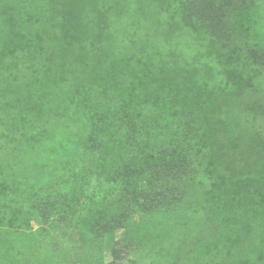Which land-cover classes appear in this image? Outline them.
<instances>
[{
    "label": "rangeland",
    "instance_id": "rangeland-1",
    "mask_svg": "<svg viewBox=\"0 0 264 264\" xmlns=\"http://www.w3.org/2000/svg\"><path fill=\"white\" fill-rule=\"evenodd\" d=\"M191 1L58 0L59 8L50 12L59 19L65 18L69 3L87 16L72 11L74 26L67 23L61 29L59 24L55 41L45 38L55 32L44 37L43 31L35 47L25 40L26 27L15 15L0 17V264H86L78 262L79 256L93 254L102 242L91 227L113 217L130 230L116 227L103 237V263L114 259L117 241L139 238L123 250L117 264H204L202 258L192 260L194 250L180 251L197 244L202 232L218 231L223 221L205 210L211 201L202 197L211 191L220 197L227 186L233 197L242 198V174L264 178V66L254 61L264 54V0H237L243 11L233 17L225 13L226 39L191 12ZM79 24L81 33L75 37ZM234 34L236 40L230 39ZM56 41L64 47L62 54H57ZM95 51L102 59L94 63L103 75L87 74L91 64L78 63L81 71L68 63L72 55L82 62ZM218 51L225 54L220 58ZM224 69L243 78L238 84L229 81ZM158 74L154 86L162 91L143 92L142 86ZM183 84L195 85L196 91L183 90ZM199 90L203 95L197 97ZM255 95L263 99L260 111L249 107ZM210 96L220 109L223 122L218 124L201 117ZM155 98L158 102H152ZM194 109L201 130L217 124L224 133L243 130L256 136L248 139L252 146L243 142L244 150L225 154L237 155L242 167L226 170L217 158L192 155L176 173L161 172L164 164L139 177L143 158L132 152L149 138L165 137L176 128L175 118L192 122ZM39 113L43 121L37 120ZM92 140L112 142L108 153L95 155L98 165L82 150L87 143L92 147ZM199 141L204 155L219 143L218 138ZM125 142L131 144V154L112 153ZM112 162L121 165L115 186L104 169ZM248 208L245 203L241 208L242 230L249 222ZM73 212L72 219L68 215ZM79 224L88 228L87 235ZM53 250L59 253L53 255ZM68 253L77 263L67 261ZM251 254L242 257L255 262ZM52 256L58 263L50 261ZM216 261L220 264L219 257Z\"/></svg>",
    "mask_w": 264,
    "mask_h": 264
},
{
    "label": "trees",
    "instance_id": "trees-1",
    "mask_svg": "<svg viewBox=\"0 0 264 264\" xmlns=\"http://www.w3.org/2000/svg\"><path fill=\"white\" fill-rule=\"evenodd\" d=\"M5 3L8 4L6 8ZM57 6L59 8L58 0H0V17H3L5 19V15H7L8 17L10 16V14L15 15L19 20L18 22H20L23 27H26V29H24L26 30L24 33L26 35L25 40H28L29 42L31 41L32 46L35 47L37 46V44H39V40L41 38L39 37V34H43V31L45 34L44 37L47 35V32H55L54 36H52V34L45 37L47 39L49 38V40L55 41L56 32H60L64 24L71 23V26H74V23L69 22V15L72 11H76L77 16L80 18H84L87 16V14H85L84 12H81L79 14V10L69 3L67 8L68 12L65 18L59 19L54 15V13L52 14V12H50L52 9H55V7L57 8ZM190 9L191 12L199 16L200 19L208 20L212 27V30H214L215 28L217 29L215 30L216 36L221 39H226L227 37H229V35L227 34L228 32L223 27L225 24V13H230L233 17L240 11H243V7L241 5H239L238 7L237 0H192L190 3ZM93 15L94 14H91L89 12V16L93 17ZM94 18L96 19V16ZM59 24L62 25V27H60L61 29L58 28ZM81 27V24H79L78 30L74 34L75 37L81 33L79 31ZM91 33V36L94 37L95 33L93 29ZM236 38L237 35L234 34L230 39L236 40ZM56 42L59 45L57 54H62V50H60V48L64 49V47L59 44L58 41ZM224 43H226L225 40ZM218 54L221 58V56L224 55L225 52L218 51ZM71 57H73L72 61H69L68 63L76 67L78 70L84 71V69L79 66L78 63L91 64L93 65L92 69H85V72L87 74L103 75L104 69H102V67H97L99 66V63H94L95 59H98L100 62V59H102L99 58L100 56L96 53V51L94 52L93 58H89L82 62L76 59L73 55ZM254 61L256 63H259L260 66H264V54H261ZM87 70H90V72H87ZM170 70L175 74L179 73L181 75H186L185 73H182V70L179 69L173 68ZM222 74L227 76L229 78V81L237 82V84L239 83L240 79L243 78L239 77L240 79L237 80L235 76H233L235 75L234 72L229 69H224L222 71ZM158 76L159 74L155 77H152L150 81H147L142 86L143 92L162 91V88L154 86L157 84V82L159 83ZM249 84L252 87V83L250 81L248 85ZM181 86L183 90L189 91L190 89L191 91H193L194 89L196 91V89L194 88L195 85L194 87H190L187 84H183ZM240 88L241 87H239L238 90ZM200 91L201 90L196 93L197 97L198 94L199 96L203 95ZM211 97L212 96L208 98L207 106H205V109L202 110L201 117H204V119H206L209 124H211V122L212 124L214 122H217L218 124L219 122H223V120L222 117L218 114L220 109L217 111L216 103L212 100ZM184 98H188L189 100L191 99L188 96H184ZM149 99L152 100L153 96ZM155 101H157L156 98L152 102ZM249 103L251 105L249 106L251 110L260 111V108H263V99L260 100L258 95L251 97L249 99ZM231 108L232 106L226 111V114L231 110ZM42 110L44 112L49 111L50 107H42ZM51 110L54 109L52 108ZM215 111L217 112V115L215 114ZM198 117L200 116L199 114H196L195 110V116L190 117L192 122L184 120V117H181V119L175 118L173 122L174 124L172 123V125L176 128L172 129L170 132L168 131L167 134L166 132L163 133V136L165 137L161 138L162 140L159 138L147 139L145 141L146 144L142 146L141 149L137 152H132L131 144H127L125 142L119 143L118 146H115V148L117 149H114L112 153L114 154V152H117L119 150L121 152H128V154H131L132 152L133 155H137L140 153V156H142L143 158L144 165L141 166L140 171L137 172L139 177L148 174V172L152 169L163 167L164 164L166 167L161 169V172L167 171L166 173H168L169 175H171V173H176L178 168H183V166H186L184 162L190 163L192 155H195L194 158H197L198 156L200 158H205V156H207L208 158H217L218 162L226 170H232L233 168H235L236 170L240 169L242 165L239 163V160L236 159L237 155L228 156L225 154L231 151H235L236 153L237 149H243V142L247 143L249 146H252V144L248 142V139H250L251 137L254 138L256 136H252V133L247 134L243 130H241L239 135H235V132H233V134L229 132L224 133L221 130L222 126H217V124H215L214 127H210L208 130H201L200 128H198ZM37 120L43 121V113H39V119ZM79 135L81 134L79 133ZM200 137L205 141L213 138H218L219 143L212 144L211 149L206 153V155H204V149L200 148ZM89 143L92 145V147H89L90 145L87 143L86 146L81 149L84 150L87 155H90V158L92 161H94V164L98 165L100 162L96 163L95 155L104 151L108 153V145L112 147V142L105 140L99 141L98 144H95L97 142H95V140H92ZM60 144L63 146V142H60ZM134 145H136V143H134ZM207 146H210V144H207ZM227 158L230 161L227 160ZM232 158H234L235 162L232 161ZM146 164H148L150 167H145ZM158 164L160 165L156 166ZM120 166L121 165H119V162H112L111 164L104 165V169L107 172L108 182L112 184V186L116 185L115 177ZM169 169L171 170V172H169ZM242 177L243 178H240V181L245 187V193L242 198L233 197L232 194H230L231 189H229L227 186L221 191L220 197L213 194L212 191L206 197H202L203 201H211L210 203L208 202V208L206 207L205 210L208 213H211V215H213L214 217H223V221L218 223V225L216 226L218 231H216L215 233L211 232L213 229L211 231L208 230L210 233H208L207 236H204V233L202 232L201 235L195 239V241L198 240L197 244L195 243L193 245V242L192 244H190L192 246L188 244H186L188 245L186 246L183 243V245L185 246H182L180 248V251H184L188 247L189 249H191V251L194 250L196 252L195 259L192 260H200V258H202L204 264H216V258L219 257L220 264H237L239 261L243 263L247 262L248 264H264V178L260 179L257 176H252L249 178L246 176V174H242ZM217 198L220 200V202L215 203L214 205H210L214 201L216 202ZM164 201H162L161 203H163ZM244 203L249 205L248 210L251 214H249L250 217H248L249 222L247 223V227L242 230L240 216L241 208L244 206ZM159 211L160 208L150 215L152 217H155L157 216ZM68 216L73 219L76 216V213L73 212ZM167 217L169 216H165V218ZM61 220H64V218L62 217ZM152 221L153 219L150 222ZM118 222V218L113 217L107 221L99 222L95 227H91L90 231L93 233L95 239H100L103 242V237H105L116 227H124L125 230L130 228V226L120 225ZM139 226L135 227L139 228ZM142 227L143 225H141V228ZM78 228L81 230V233L83 235H85L88 230L87 227L82 226L81 224L78 225ZM133 236L135 237L134 234ZM137 239L139 238H133L131 239V241H128L127 238H124L123 240L117 241L112 251L114 259L108 263H103L105 260V254L103 251L104 245H102V242L101 245L96 250H94L93 254H90L88 256L85 255L83 257L79 256L78 262L81 261L86 264H117V261L123 256V250H125L126 247L129 246V244H135ZM233 240L235 244L231 247L230 243H233ZM137 244L140 245V243ZM245 252L252 253L251 255H249L251 257H257L256 261L254 262V260L251 261L247 258H243L242 256L245 254ZM55 253L59 252H54L53 250V255ZM70 257L71 255L68 253V262L77 263V261H72ZM50 261L52 263H58L57 261H55L53 256Z\"/></svg>",
    "mask_w": 264,
    "mask_h": 264
}]
</instances>
